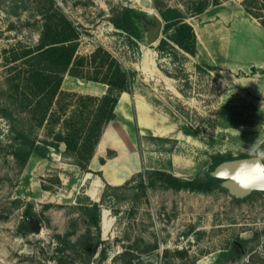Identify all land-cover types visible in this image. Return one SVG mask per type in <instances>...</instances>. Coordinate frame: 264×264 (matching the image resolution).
<instances>
[{
  "label": "rangeland",
  "instance_id": "rangeland-1",
  "mask_svg": "<svg viewBox=\"0 0 264 264\" xmlns=\"http://www.w3.org/2000/svg\"><path fill=\"white\" fill-rule=\"evenodd\" d=\"M195 1L0 0V264H264V191L235 198L223 185L209 194L144 190L139 182L116 191L117 198L111 190L102 206V247L91 257L78 245L83 236L95 235L78 214V196L88 204L86 190L100 197L104 182L122 186L145 170L192 179L210 169L212 155L226 150L217 117L228 82L243 74L225 79L227 71L216 65L220 60L210 61L218 57L209 42L213 37L218 43L235 23L262 25L264 1L209 0L207 11L193 15ZM167 6L180 8L195 29L201 50L196 57L179 53L176 59L161 58L156 47L163 34L149 42V31L162 19L157 7ZM124 7L154 21L141 24L140 49L130 48L127 35L110 22L113 11ZM53 8L76 25L80 38L94 41L90 48L79 41V54L102 46L136 75L131 92L118 105L117 119L107 128L90 179L68 166L48 171L50 165L38 155L22 169L9 147L16 130L32 123L22 110V51L40 44L45 14ZM35 136L44 140L47 132L35 129ZM63 171L71 178L65 184L59 176ZM28 204L34 206L40 232L32 225L30 232H22ZM240 240L246 250L233 254Z\"/></svg>",
  "mask_w": 264,
  "mask_h": 264
},
{
  "label": "trees",
  "instance_id": "trees-1",
  "mask_svg": "<svg viewBox=\"0 0 264 264\" xmlns=\"http://www.w3.org/2000/svg\"><path fill=\"white\" fill-rule=\"evenodd\" d=\"M209 4L208 0H196L193 15L207 11ZM214 4L218 5V2ZM157 8L164 23L163 38L156 47L159 56L171 59H176L179 53L197 56V34L187 22L186 14L177 7ZM110 22L127 35L128 46L132 49H140L143 39L141 24L154 23L145 14L128 7L114 10ZM262 26L264 27V22ZM41 35L39 45L22 51V63L25 67L22 71V110L32 123L29 128L16 130V136L12 138L9 146L11 155L24 169L34 155L46 159L54 151L81 171L92 173L91 161L106 129L117 119L122 93L131 92L136 79L135 72L127 70L112 52L102 46H98L89 55L79 54L80 33L60 9L53 8V11L45 14ZM206 67L211 72L216 71L214 66L207 64ZM252 73H255V69H252ZM67 75L102 84L107 87V91L102 96L64 91L62 83ZM35 129L47 132L46 139L40 140L35 136ZM184 131L188 135L193 134ZM261 151H264V145L253 154L240 158L258 156ZM234 159L236 157L231 154H214L211 156L210 169L192 179H183L164 170H145L122 186H112L104 182L105 188L100 202L91 200L84 192L88 204L82 202L78 196V214L84 216L85 223L95 229V235L83 236L78 245L86 247L91 257L102 247V206L109 191L114 190L113 195L117 198L116 191L127 189L139 182L144 190L160 187L177 192L209 194L223 183L222 179L213 177L212 172L222 163ZM59 184L62 185L60 180ZM42 188L46 191L49 189L45 184H42ZM14 203L16 206L20 205L19 200ZM33 207L28 204L23 214V233L30 232L31 224L26 217L37 218ZM239 243L245 251L246 242L240 240ZM232 253L242 255L241 249L236 245Z\"/></svg>",
  "mask_w": 264,
  "mask_h": 264
},
{
  "label": "crops",
  "instance_id": "crops-1",
  "mask_svg": "<svg viewBox=\"0 0 264 264\" xmlns=\"http://www.w3.org/2000/svg\"><path fill=\"white\" fill-rule=\"evenodd\" d=\"M228 31L229 34L224 38L220 37L218 43L213 40V37L211 38L209 43L211 48L216 51L215 55L218 58L213 57L210 61L216 63L220 60V63L216 65L227 71L228 76H225V79L229 80L228 77L232 74L238 75L240 72L243 74V77L238 78L233 75L234 80L228 82L227 90L224 92L226 100L224 97L222 98L217 117L219 131L224 134L222 139H224L226 147V150L220 153L240 158L253 154L264 145V27L258 22L256 24L249 21L235 23L234 27ZM242 44L245 45L243 49L235 50L236 45L243 46ZM199 50L198 42V52L201 53ZM233 50H235L234 54ZM252 69H255L256 73H252ZM78 80L68 75L65 76L62 89L83 95L102 96L105 94L98 88L102 84L87 82L80 85ZM86 85H90L89 88ZM126 94L128 93H122L120 101ZM106 134L107 129L91 161V171L95 159L99 155V148H102L105 143ZM50 157L58 164H54L48 159H42L50 165L48 171H51L54 166L59 168L68 166L72 167L74 171L76 169L81 171L77 166L63 162L60 154L52 153ZM32 159L33 157L30 161ZM84 174L88 177L87 175L90 173L85 172ZM59 176L63 179L64 184L71 179L65 171L59 173ZM87 195L95 202H99L101 198L96 191H91Z\"/></svg>",
  "mask_w": 264,
  "mask_h": 264
},
{
  "label": "water",
  "instance_id": "water-1",
  "mask_svg": "<svg viewBox=\"0 0 264 264\" xmlns=\"http://www.w3.org/2000/svg\"><path fill=\"white\" fill-rule=\"evenodd\" d=\"M130 1L123 0L125 4H128ZM143 5L149 7L150 2L144 1ZM163 29L164 23L162 19H156V26L148 33L151 44L160 40ZM80 81L87 83L85 80ZM64 149L65 146L63 145L62 150ZM212 176L222 179V185L235 198L246 197L255 191H264V158L258 155L226 161L212 172ZM26 219L34 230L38 232L42 230L37 218L26 217ZM236 244L241 247L239 243Z\"/></svg>",
  "mask_w": 264,
  "mask_h": 264
},
{
  "label": "built area",
  "instance_id": "built-area-1",
  "mask_svg": "<svg viewBox=\"0 0 264 264\" xmlns=\"http://www.w3.org/2000/svg\"><path fill=\"white\" fill-rule=\"evenodd\" d=\"M83 40L86 42L88 48H90L94 43L92 39L87 37H81L79 41H83Z\"/></svg>",
  "mask_w": 264,
  "mask_h": 264
},
{
  "label": "clouds",
  "instance_id": "clouds-1",
  "mask_svg": "<svg viewBox=\"0 0 264 264\" xmlns=\"http://www.w3.org/2000/svg\"><path fill=\"white\" fill-rule=\"evenodd\" d=\"M259 156H260V157H264V152H260V153H259Z\"/></svg>",
  "mask_w": 264,
  "mask_h": 264
},
{
  "label": "flooded vegetation",
  "instance_id": "flooded-vegetation-1",
  "mask_svg": "<svg viewBox=\"0 0 264 264\" xmlns=\"http://www.w3.org/2000/svg\"><path fill=\"white\" fill-rule=\"evenodd\" d=\"M236 246H238V245H236ZM240 249L242 250L243 248L241 247Z\"/></svg>",
  "mask_w": 264,
  "mask_h": 264
}]
</instances>
